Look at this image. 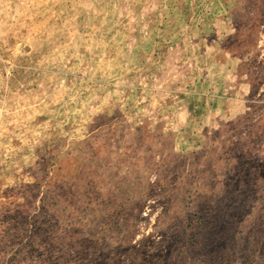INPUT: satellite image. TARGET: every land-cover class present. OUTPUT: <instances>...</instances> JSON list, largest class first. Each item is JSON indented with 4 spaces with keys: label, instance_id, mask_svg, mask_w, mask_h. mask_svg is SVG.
<instances>
[{
    "label": "rangeland",
    "instance_id": "374dc122",
    "mask_svg": "<svg viewBox=\"0 0 264 264\" xmlns=\"http://www.w3.org/2000/svg\"><path fill=\"white\" fill-rule=\"evenodd\" d=\"M0 264H264V0H0Z\"/></svg>",
    "mask_w": 264,
    "mask_h": 264
}]
</instances>
